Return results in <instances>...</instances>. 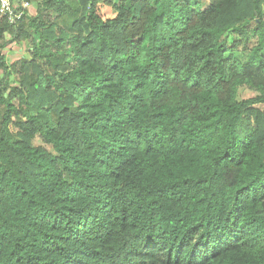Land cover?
Instances as JSON below:
<instances>
[{
    "label": "trees",
    "instance_id": "1",
    "mask_svg": "<svg viewBox=\"0 0 264 264\" xmlns=\"http://www.w3.org/2000/svg\"><path fill=\"white\" fill-rule=\"evenodd\" d=\"M26 1L0 264H264V0Z\"/></svg>",
    "mask_w": 264,
    "mask_h": 264
},
{
    "label": "built area",
    "instance_id": "2",
    "mask_svg": "<svg viewBox=\"0 0 264 264\" xmlns=\"http://www.w3.org/2000/svg\"><path fill=\"white\" fill-rule=\"evenodd\" d=\"M29 8L30 3L26 0H0V15L12 25L20 21Z\"/></svg>",
    "mask_w": 264,
    "mask_h": 264
},
{
    "label": "rangeland",
    "instance_id": "3",
    "mask_svg": "<svg viewBox=\"0 0 264 264\" xmlns=\"http://www.w3.org/2000/svg\"><path fill=\"white\" fill-rule=\"evenodd\" d=\"M29 9L34 10V7L30 4V8ZM8 39H9V35H8ZM22 42H23V44L18 43V41L14 42L12 44L9 43L5 47L4 52H5L8 60L14 59L15 57H17L21 53L26 54L25 53V49H24L25 48L24 47V44L27 43V42H26V40H23ZM249 42H253V38L252 37L249 39ZM22 45H23V47H22ZM20 47L23 49L22 52L19 50ZM235 54L242 61H244L246 59V57H247V52L242 49V46L241 45L239 46V48H237ZM252 95H253V92L252 91H249L247 89H243L240 92V96H242V97H247V96H252ZM36 143L38 144L40 142L39 141H36Z\"/></svg>",
    "mask_w": 264,
    "mask_h": 264
}]
</instances>
